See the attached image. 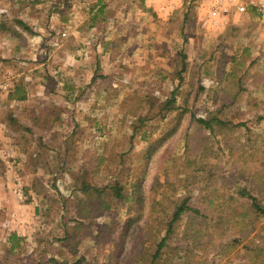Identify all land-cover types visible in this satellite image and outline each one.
I'll use <instances>...</instances> for the list:
<instances>
[{
  "label": "rangeland",
  "instance_id": "1",
  "mask_svg": "<svg viewBox=\"0 0 264 264\" xmlns=\"http://www.w3.org/2000/svg\"><path fill=\"white\" fill-rule=\"evenodd\" d=\"M237 7L0 0V264H264V22Z\"/></svg>",
  "mask_w": 264,
  "mask_h": 264
},
{
  "label": "trees",
  "instance_id": "2",
  "mask_svg": "<svg viewBox=\"0 0 264 264\" xmlns=\"http://www.w3.org/2000/svg\"><path fill=\"white\" fill-rule=\"evenodd\" d=\"M103 10V8L101 7L99 9V11L101 12ZM99 13L98 14H94L93 16V19H97ZM20 24H23L21 21H20ZM17 32V31H15ZM17 35H20L17 33ZM16 92V91H15ZM15 92L13 93V91H9V93L11 94L10 95V99H18V100H23L26 98V95H16ZM214 120V117L213 118H208V119H198L199 123L205 125L207 128H210L212 129V122ZM244 193L243 194H246L245 191H243ZM250 194V193H249ZM248 194V195H249ZM119 196H120V191H119ZM250 196V195H249ZM250 198L252 199L253 201V205L254 207L256 208V211H258L261 215L264 216V208L262 206H260L257 202H256V199L252 196H250ZM186 210H189V207L186 205V204H182L180 207L177 208V210L175 211L174 215H173V218L169 224V228L172 230L173 229V224L174 222L180 217V215L186 211ZM165 242V238L163 239V241L160 243V246L159 247H162V245L164 244ZM61 264H67V263H61ZM71 264H79L78 262H74V263H71ZM152 264H154L152 262Z\"/></svg>",
  "mask_w": 264,
  "mask_h": 264
},
{
  "label": "built area",
  "instance_id": "3",
  "mask_svg": "<svg viewBox=\"0 0 264 264\" xmlns=\"http://www.w3.org/2000/svg\"><path fill=\"white\" fill-rule=\"evenodd\" d=\"M229 3H233L237 5V9L235 11H239L241 13H246L249 9L256 10L258 12V20L264 22V0H226ZM218 8V7H216ZM215 8V9H216ZM261 16V17H260Z\"/></svg>",
  "mask_w": 264,
  "mask_h": 264
},
{
  "label": "crops",
  "instance_id": "4",
  "mask_svg": "<svg viewBox=\"0 0 264 264\" xmlns=\"http://www.w3.org/2000/svg\"><path fill=\"white\" fill-rule=\"evenodd\" d=\"M258 15H260V14H258ZM260 17H261V16H260ZM259 20H260V19H259ZM260 21H261V20H260ZM21 36H22V35H21ZM13 37H14V35H11V36H10V38H11L12 40H13ZM15 37H16V36H15ZM15 37H14V38H15ZM23 100H24V99H23Z\"/></svg>",
  "mask_w": 264,
  "mask_h": 264
}]
</instances>
